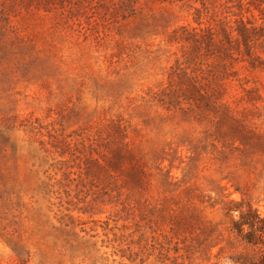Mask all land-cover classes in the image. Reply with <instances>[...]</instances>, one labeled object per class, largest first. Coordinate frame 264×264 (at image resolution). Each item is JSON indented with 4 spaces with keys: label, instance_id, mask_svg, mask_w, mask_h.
<instances>
[{
    "label": "rangeland",
    "instance_id": "obj_1",
    "mask_svg": "<svg viewBox=\"0 0 264 264\" xmlns=\"http://www.w3.org/2000/svg\"><path fill=\"white\" fill-rule=\"evenodd\" d=\"M197 11L216 25L228 9L0 0V264L251 252L232 230L250 208L264 218V39L235 63L220 31L209 48L172 41Z\"/></svg>",
    "mask_w": 264,
    "mask_h": 264
},
{
    "label": "trees",
    "instance_id": "obj_2",
    "mask_svg": "<svg viewBox=\"0 0 264 264\" xmlns=\"http://www.w3.org/2000/svg\"><path fill=\"white\" fill-rule=\"evenodd\" d=\"M226 5L227 16L216 25H205L203 12L197 11L195 23L201 27L192 29L195 35L191 38L179 36L180 31H189L183 26L173 32L172 41H193L195 47L199 44L209 48L220 31L228 44L222 51L231 62L240 60L235 55L252 58L253 46L257 41L264 39V0H226ZM203 25L205 26L202 27ZM242 59L244 60V57ZM188 92L199 96L196 84H191ZM232 232L248 250H251L243 255V262L239 263L264 264V218L259 212L250 208L247 213H242L240 220L234 222Z\"/></svg>",
    "mask_w": 264,
    "mask_h": 264
}]
</instances>
